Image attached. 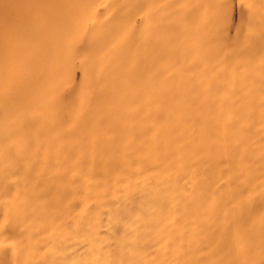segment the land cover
Wrapping results in <instances>:
<instances>
[{"label":"rangeland","instance_id":"1","mask_svg":"<svg viewBox=\"0 0 264 264\" xmlns=\"http://www.w3.org/2000/svg\"><path fill=\"white\" fill-rule=\"evenodd\" d=\"M0 264H264V0H0Z\"/></svg>","mask_w":264,"mask_h":264}]
</instances>
